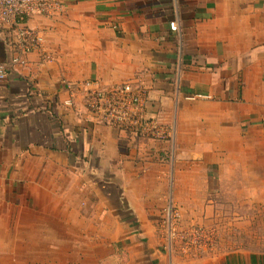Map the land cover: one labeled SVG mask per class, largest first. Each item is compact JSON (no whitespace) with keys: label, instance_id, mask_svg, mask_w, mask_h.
I'll list each match as a JSON object with an SVG mask.
<instances>
[{"label":"crops","instance_id":"obj_1","mask_svg":"<svg viewBox=\"0 0 264 264\" xmlns=\"http://www.w3.org/2000/svg\"><path fill=\"white\" fill-rule=\"evenodd\" d=\"M63 2L57 15L27 20L43 45L0 81V256L12 239L19 261L22 240L66 236L70 224L85 230L104 206L133 207L152 240L164 194L178 207L182 192L217 203L218 184H244L243 168L253 175L264 157V0ZM10 33L0 26L4 62L14 54ZM91 78L146 87V113L167 134L88 117L82 81ZM29 248L36 259L46 246Z\"/></svg>","mask_w":264,"mask_h":264},{"label":"rangeland","instance_id":"obj_2","mask_svg":"<svg viewBox=\"0 0 264 264\" xmlns=\"http://www.w3.org/2000/svg\"><path fill=\"white\" fill-rule=\"evenodd\" d=\"M261 164L253 167V175H248V167L243 168L246 181L224 182L218 184V191L213 194L212 199L217 203L204 205V199L211 196L204 192H195L192 196L186 193L180 195L183 200L181 206L177 207L181 212L176 233L169 238L167 223L163 222L167 215L165 203L160 209L158 216L163 227L156 221L151 228L157 231V236L152 239L154 246L162 251V258L168 263L192 264L206 259H217L231 253L264 252V157L260 158ZM254 179L248 181L247 179ZM224 189H227L225 191ZM229 190V191H228ZM163 195V194H162ZM116 210L104 206L101 210L102 219L91 220L85 230L78 229L76 225L70 224L68 234L64 232L45 235L43 239H24L22 245L27 251H21L20 261L12 253V239L4 241L5 254L0 256L4 264H100L99 259L104 258L103 264H133L129 255L130 231L126 228V217ZM109 220V221H108ZM71 223V222H70ZM111 223L109 233L103 232V227ZM69 224V223H68ZM67 224L56 226L63 228ZM114 225V226H113ZM121 229L116 234L117 228ZM128 230H126V229ZM23 229L27 232L28 227ZM65 230V229H64ZM101 237L107 240L99 239ZM23 241L25 243H23ZM44 242L46 248L43 254L33 257L35 250L29 245L33 242ZM192 245H200L207 252L198 256H191L186 251ZM102 245H101V244ZM113 243V244H111ZM134 244V243H133ZM108 249V250H105Z\"/></svg>","mask_w":264,"mask_h":264},{"label":"built area","instance_id":"obj_3","mask_svg":"<svg viewBox=\"0 0 264 264\" xmlns=\"http://www.w3.org/2000/svg\"><path fill=\"white\" fill-rule=\"evenodd\" d=\"M64 6L63 0H0V26L5 24L10 28L14 50L8 62L0 60V81L7 78L11 65H24L26 56L43 45V34L28 26L27 20L33 15L55 16ZM170 27L176 29L174 21L170 22ZM82 85L86 87L84 99L88 117L97 116L106 124L124 131L141 132L152 137L167 134V130L146 113V87L124 82L105 88L97 78L85 79ZM164 203L167 215L163 222L167 223V233L172 238L181 219V212L170 195L164 194ZM164 216L158 222L162 227ZM188 245L186 252L191 256L208 251L200 245H192L190 242Z\"/></svg>","mask_w":264,"mask_h":264},{"label":"water","instance_id":"obj_4","mask_svg":"<svg viewBox=\"0 0 264 264\" xmlns=\"http://www.w3.org/2000/svg\"><path fill=\"white\" fill-rule=\"evenodd\" d=\"M125 215L127 229L137 244L135 264H166L156 250L148 232L143 226L138 213L131 206L127 211L119 208ZM192 264H264V252L231 253L218 257L217 259L201 260Z\"/></svg>","mask_w":264,"mask_h":264}]
</instances>
